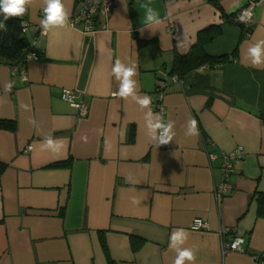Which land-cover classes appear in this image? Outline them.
<instances>
[{
    "label": "crops",
    "instance_id": "obj_1",
    "mask_svg": "<svg viewBox=\"0 0 264 264\" xmlns=\"http://www.w3.org/2000/svg\"><path fill=\"white\" fill-rule=\"evenodd\" d=\"M248 1L152 0L162 23L150 29L144 0H113L101 30L84 32L69 19L43 33L44 0H31L26 37L38 59L0 63V264H173L177 229L188 233L183 246L196 250L195 264L264 259V65L248 55L264 40V0H254L249 36L224 17L238 22ZM63 4L70 18L78 0ZM210 26L221 34L204 51L234 52L230 61L170 75L174 55H186ZM116 59L136 65L137 95L151 97L149 108L115 95ZM163 83L161 117L174 122L166 148L151 139L145 119L158 114ZM64 90L87 106L85 117L61 100ZM191 120L195 135L186 134ZM46 137L62 138L64 147L42 151ZM235 149L243 159L231 189L218 196L222 154ZM195 218L208 230L191 231ZM223 228L244 239L242 252L222 253L231 239ZM130 236L145 240L135 253Z\"/></svg>",
    "mask_w": 264,
    "mask_h": 264
},
{
    "label": "clouds",
    "instance_id": "obj_2",
    "mask_svg": "<svg viewBox=\"0 0 264 264\" xmlns=\"http://www.w3.org/2000/svg\"><path fill=\"white\" fill-rule=\"evenodd\" d=\"M31 3V0H0V15L3 16V20H0V30L7 31L6 21L13 17H22L27 12V6ZM44 17L40 22V27L43 33H47L53 28H65L68 25L69 16L64 7L63 0H44ZM140 8L143 9L142 23L144 27L153 29L162 23L159 16V12L152 6V0H144L140 4ZM125 10H127L125 8ZM248 19H251V13L245 14ZM245 15H241V22H247ZM248 55L253 66L264 65V40L258 41L256 44L248 49ZM111 73L115 76L118 82V91L115 95L121 99L127 100L131 98L142 109L149 108L152 100L150 96H138L137 95V81L134 77L137 74L135 64H125L120 59H116ZM11 87L10 85L8 86ZM67 94V90H66ZM146 127L148 134L152 140L160 145L168 144L174 137V122L168 121L165 123L163 118L159 114H155L152 111L146 113ZM188 135L196 134V121H189L187 128ZM86 141V137L83 138ZM64 140L53 139L52 137H46L42 141L40 147L42 151L59 152L64 147ZM133 203H136L134 200ZM188 233L184 229H177L172 232L170 236L169 248L176 252V257L173 264H195L196 250L194 248L184 247Z\"/></svg>",
    "mask_w": 264,
    "mask_h": 264
},
{
    "label": "built area",
    "instance_id": "obj_3",
    "mask_svg": "<svg viewBox=\"0 0 264 264\" xmlns=\"http://www.w3.org/2000/svg\"><path fill=\"white\" fill-rule=\"evenodd\" d=\"M253 6L254 0H249L243 8H241L237 15V21L243 23L247 29L246 36H249V28L253 22ZM113 8V0H78V8L73 15L70 16V24L73 27L80 28L84 32H95L103 29V25H100V19L102 17H107ZM251 13V19H248L245 15L246 13ZM241 15H245L247 22H241ZM27 25L24 24L23 32H26ZM32 50L28 54L27 58L37 60L38 53L35 50V41L31 42ZM22 78L25 79L24 74ZM166 84L163 83L156 89L157 101L155 102L154 110L162 116L164 114L163 98L165 95ZM61 100L69 104L71 107L77 110L78 115L85 117L88 113L87 106L76 100L75 94L71 90H64L61 94ZM165 122V121H164ZM168 144L160 145V148H166ZM31 149V146L27 148V151ZM243 151L241 149H235L229 153L222 154L221 157V170H222V180L215 193L218 196H222L227 191L231 189L230 178L234 172V167L243 159ZM209 158L212 160L215 158L214 154H210ZM191 231L194 232H204L208 230V224L200 219L195 218L192 220L190 226ZM221 236L224 238L230 236L229 241H224L222 243V253L227 252H242V245L244 244V239L237 236L235 229L223 228L221 230ZM259 264H264V259L259 260Z\"/></svg>",
    "mask_w": 264,
    "mask_h": 264
},
{
    "label": "trees",
    "instance_id": "obj_4",
    "mask_svg": "<svg viewBox=\"0 0 264 264\" xmlns=\"http://www.w3.org/2000/svg\"><path fill=\"white\" fill-rule=\"evenodd\" d=\"M215 7H219L217 0H207ZM27 12L22 17H13L7 20V31L0 30V63L4 64H20L23 63L30 51L32 50L31 42L26 37V32H23L24 24L26 23ZM230 24H235L241 27L243 35L247 29L243 23L235 22L230 16H224ZM0 20L3 16L0 15ZM221 34L219 26H210L199 32L196 37V42L186 55L175 54L172 60L169 74L183 78L185 75L199 69L202 66L209 68L225 64L230 61L234 54H226L222 56H210L204 51V47L211 43ZM38 53V52H37ZM130 247L133 253L145 243V240L136 236H130ZM102 246L108 257L105 242L102 241ZM111 263L110 258H107Z\"/></svg>",
    "mask_w": 264,
    "mask_h": 264
}]
</instances>
